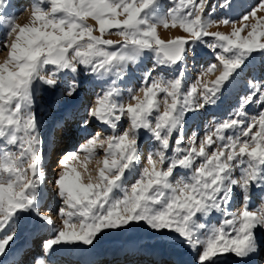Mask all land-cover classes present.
<instances>
[{"label": "rangeland", "instance_id": "374dc122", "mask_svg": "<svg viewBox=\"0 0 264 264\" xmlns=\"http://www.w3.org/2000/svg\"><path fill=\"white\" fill-rule=\"evenodd\" d=\"M0 41V264H264V0H0Z\"/></svg>", "mask_w": 264, "mask_h": 264}, {"label": "bare ground", "instance_id": "6f19581e", "mask_svg": "<svg viewBox=\"0 0 264 264\" xmlns=\"http://www.w3.org/2000/svg\"><path fill=\"white\" fill-rule=\"evenodd\" d=\"M31 1V3H32V1L33 0H30ZM32 5V4H31ZM28 7V6H27ZM16 22V21H15ZM96 25V24H95ZM1 42V41H0ZM2 43V42H1ZM9 55V54H8ZM15 57V56H14ZM13 57V58H14ZM14 61V60H13ZM24 65H26L27 63H23ZM251 74V73H250ZM79 101V100H78ZM78 109V108H77ZM70 112V111H69ZM68 112V113H69ZM79 114V113H78ZM80 117V116H79ZM77 121V123H72V125H71V130H70V133H67V132H63V135L65 136V135H68V137H71L70 139H71V141L74 139V137L75 136H77V135H79L80 133H84V129H83V121L81 122L80 120H76ZM79 121H80V123H79ZM72 122H74V120L72 121ZM102 123V122H101ZM96 129H98V128H96ZM79 138V137H78ZM68 142H69V138H68ZM72 142H70V144H71ZM86 144V143H85ZM94 145V144H93ZM64 147H66L62 152H59V151H57V152H55V156L56 155H59L58 157H61V159H60V162H59V167L58 168H62L63 166H64V164H66L65 162L68 160V157H69V149H70V147H68L67 145H64ZM92 147V146H91ZM148 147V146H147ZM91 149V148H90ZM92 149H93V147H92ZM88 150V149H87ZM147 151H149L148 150V148H147ZM79 165H80V160H79V158H77V161H76ZM43 164V163H42ZM46 166H47V164H43L41 167H42V173H41V182H44V181H46L47 180V175H48V173H47V168H46ZM82 168V171H84V168L83 167H81ZM66 179H64L63 180V182H62V184H61V186L64 188V189H69V190H71V189H73V179L75 180L77 177H78V173L76 172V171H71V172H69V174H67L66 176ZM62 189V188H61ZM44 194L43 195H47L48 194V192H50V188H45L44 190ZM68 191V190H67ZM70 192V191H69ZM72 192V191H71ZM6 191H0V196L1 197H5L6 196ZM47 196H49V195H47ZM39 201H40V198L38 199ZM3 209H5V208H1V205H0V215H3L4 214V212H3ZM7 209V208H6ZM50 217V216H49ZM5 220V219H4ZM3 220V221H4ZM37 220V219H36ZM52 221H53V219L52 218H48L47 220H45L44 222H42V221H40V220H37V224L35 225L36 226V232H37V230L40 228H43V227H47V225H52ZM55 221V220H54ZM18 224V223H17ZM54 224V223H53ZM22 227V226H21ZM35 228V227H34ZM22 229V228H21ZM40 239H42L41 240V244H40V246L38 245V248H40L42 251H44L45 249H46V246H47V243H48V241H46L45 239H46V237H41ZM37 243V242H36ZM49 244V243H48ZM49 246V245H48ZM131 249H129V251H130ZM55 252V251H54ZM59 253H61V249H58V253L57 254H59ZM147 253L150 255V257L148 256V258H144L143 256H138V255H136L135 257L134 256H132L130 259V261L127 263V264H136V263H138V262H140L139 264H145L146 262L147 263H150V262H153V264L154 263H156L159 259H161V260H163L162 259V256H161V253L160 252H156V251H147ZM50 254V253H49ZM35 255V254H34ZM48 255V254H47ZM52 255V254H51ZM56 255V254H55ZM55 255H54V257H55ZM78 255V256H77ZM133 255H134V252H133ZM63 256V255H62ZM65 256H67L68 257V259L69 260H71V259H75L76 258V256L78 257L77 258V260L79 259V260H81L82 262H85V263H88V264H93L94 263V260H92V258H93V256L94 255H82V254H78L77 252H68V253H66V255ZM15 261L17 262V261H19V259H20V253L19 252H17V254L15 253ZM50 257V256H49ZM138 257V258H137ZM95 258H98L97 256L95 257ZM51 259V258H50ZM52 259H53V257H52ZM55 260V259H54ZM32 263L33 264H40V261H39V258H38V256H35L32 260ZM97 261V263H98V260H96ZM102 261V260H101ZM120 262H123V261H114L113 263H111V264H120ZM165 263V262H164ZM163 264V263H162ZM169 264H186L180 257H173L172 258V260H170V263Z\"/></svg>", "mask_w": 264, "mask_h": 264}]
</instances>
